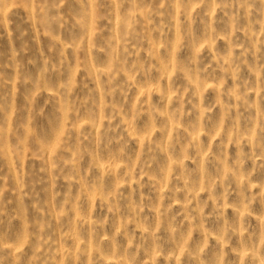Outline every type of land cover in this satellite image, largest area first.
Here are the masks:
<instances>
[{"label": "rangeland", "instance_id": "obj_1", "mask_svg": "<svg viewBox=\"0 0 264 264\" xmlns=\"http://www.w3.org/2000/svg\"><path fill=\"white\" fill-rule=\"evenodd\" d=\"M0 264H264V0H0Z\"/></svg>", "mask_w": 264, "mask_h": 264}]
</instances>
